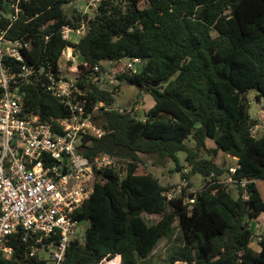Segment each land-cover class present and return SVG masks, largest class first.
<instances>
[{
  "label": "trees",
  "instance_id": "trees-1",
  "mask_svg": "<svg viewBox=\"0 0 264 264\" xmlns=\"http://www.w3.org/2000/svg\"><path fill=\"white\" fill-rule=\"evenodd\" d=\"M72 1L26 5L29 21L17 23L8 36L31 42L28 63L57 64L69 44L60 29L84 24L85 36L75 47L90 69L107 60L144 63L139 73L119 75L112 91L92 89L91 99L112 107L121 83L128 82L155 103L145 121L118 110L95 116L105 134L78 152L89 159L103 153L130 162L122 177L103 172V182L76 212L89 227L84 244L73 243L64 264H99L108 255H120L121 264H151L155 249L175 230L183 245L170 253L169 264H264V237L258 241L260 251L254 250L250 227L264 214L256 183L264 180V124L255 136L259 122L251 117L248 100L252 91L256 100H264V0H103L89 19L68 12ZM24 92L28 112L44 119L67 116V109L40 88ZM190 137L193 147L186 143ZM209 140L214 149L208 148ZM204 152L213 156L204 159ZM219 152L236 160L231 191L217 183L229 177V162H216ZM179 153L186 154L190 168L183 179L213 176L214 184L207 181L192 206L184 203L186 193L168 201L159 181L139 172L140 154L172 160L182 171ZM244 179L248 183L242 188ZM145 213L161 219L149 225ZM15 237L13 258L0 264L28 263Z\"/></svg>",
  "mask_w": 264,
  "mask_h": 264
},
{
  "label": "built area",
  "instance_id": "built-area-1",
  "mask_svg": "<svg viewBox=\"0 0 264 264\" xmlns=\"http://www.w3.org/2000/svg\"><path fill=\"white\" fill-rule=\"evenodd\" d=\"M31 1L0 0V261L13 258L18 235L27 264H64L72 244L82 245L86 240L89 222L76 219V212L90 198L95 184L103 182V172L122 177L130 162L103 153L89 159L78 152L105 134L94 123L97 113L118 110L91 99L90 92L94 88L112 91L120 84L119 75L134 72V65L143 61L107 60L90 69L79 60L81 54L75 47L86 33L82 24L60 29L61 39L69 44L57 64L48 60L28 63L31 42L8 35L17 23L29 21L25 7ZM102 1L90 3L92 14L78 13L95 17ZM29 87L56 99L67 109V116L44 119L28 112L24 91ZM228 167L229 177L217 183L231 191L236 167ZM208 181L214 184L213 176ZM247 183L246 179L239 182L242 188ZM188 185L184 179L178 186L164 187L163 196L169 201L186 193L184 203L192 206L198 191ZM121 261L120 255H108L99 264Z\"/></svg>",
  "mask_w": 264,
  "mask_h": 264
},
{
  "label": "rangeland",
  "instance_id": "rangeland-1",
  "mask_svg": "<svg viewBox=\"0 0 264 264\" xmlns=\"http://www.w3.org/2000/svg\"><path fill=\"white\" fill-rule=\"evenodd\" d=\"M94 0H74L68 5V7L73 8L74 11H81L85 14H92L93 6L90 5ZM93 4H96L94 2ZM215 35V34H214ZM143 64H135L133 71L135 73L141 72L143 68ZM256 92L252 91L248 94V100L250 103V115L253 119L259 122V126L255 128L254 135L260 136L263 133V124H264V100L258 101L256 100ZM154 99L149 94H146L141 88L136 85L129 84L128 82H122L119 90L115 94V103L112 108L118 110H128L133 117L138 120L145 121L147 118V112L154 106ZM187 145L190 147L194 146L193 138L190 137L188 141H186ZM215 143L211 140L208 141V148L214 149ZM213 155L208 152L202 153L201 157L204 159H210ZM140 163H139V172L141 174H151L155 177L159 183L163 187H171L172 185L178 186L181 184L184 179V174L190 173V168L186 162V154L179 153L178 158L180 161V165L183 167L182 171H177L176 163L172 160L166 159L161 161L156 156H147V155H139ZM216 162L219 164H223L224 162H231L233 165L236 163L235 159L231 156L224 154L223 152H219L215 157ZM228 167V166H227ZM208 180H204V178L199 174H193L189 177V184L191 190L200 191L201 188L206 184ZM264 182L261 181L258 183V189L260 194L263 196V187ZM234 198H237L238 194L236 191L232 193ZM142 217L147 222V224L152 225L156 224L160 221L161 217L159 215H149L143 214ZM175 227H177V223H175ZM250 227L254 232V242H252L251 247L260 251V246L258 241L260 238L264 237V214L256 221H250ZM183 245V240L180 236L178 230H175L174 234L167 239H163L158 247L155 249L150 261L151 264H169L168 257L170 253L177 249L181 248ZM175 264H186L182 262H177Z\"/></svg>",
  "mask_w": 264,
  "mask_h": 264
},
{
  "label": "water",
  "instance_id": "water-1",
  "mask_svg": "<svg viewBox=\"0 0 264 264\" xmlns=\"http://www.w3.org/2000/svg\"><path fill=\"white\" fill-rule=\"evenodd\" d=\"M72 10H73V8L70 7V8L68 9V12H69V13H72V12H73ZM79 60H80L81 62H85L84 58H83L81 55L79 56ZM154 86H157V85L155 84ZM228 166H229V165H228Z\"/></svg>",
  "mask_w": 264,
  "mask_h": 264
},
{
  "label": "crops",
  "instance_id": "crops-1",
  "mask_svg": "<svg viewBox=\"0 0 264 264\" xmlns=\"http://www.w3.org/2000/svg\"><path fill=\"white\" fill-rule=\"evenodd\" d=\"M235 161H236V160H235ZM229 164H232V163L229 162ZM229 164H227V166H228ZM261 181L264 182V180H260V181H257V182H256V183H257V187H258V183L261 182ZM262 187H263V191H264V185H262ZM263 193H264V192H263ZM261 196H262V195H261ZM262 198L264 199V194H263ZM256 221H257V220H256Z\"/></svg>",
  "mask_w": 264,
  "mask_h": 264
}]
</instances>
